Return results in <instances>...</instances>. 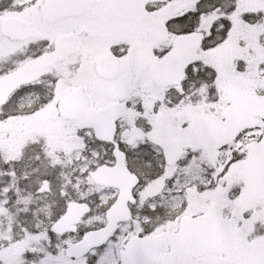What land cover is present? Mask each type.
Instances as JSON below:
<instances>
[{
    "label": "snow or ice",
    "instance_id": "snow-or-ice-1",
    "mask_svg": "<svg viewBox=\"0 0 264 264\" xmlns=\"http://www.w3.org/2000/svg\"><path fill=\"white\" fill-rule=\"evenodd\" d=\"M0 264H264V0H0Z\"/></svg>",
    "mask_w": 264,
    "mask_h": 264
}]
</instances>
